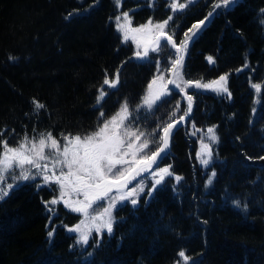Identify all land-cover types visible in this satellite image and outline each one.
<instances>
[{
	"label": "trees",
	"instance_id": "obj_1",
	"mask_svg": "<svg viewBox=\"0 0 264 264\" xmlns=\"http://www.w3.org/2000/svg\"><path fill=\"white\" fill-rule=\"evenodd\" d=\"M181 2L187 7L174 11L168 0H0V141L51 133L63 144L61 134L91 133L105 118L96 107L101 91V111L118 113L127 101L128 124L147 133L183 113L178 95L150 111L143 106L157 61L167 76L176 51L168 44L136 58L117 29L125 12L133 26L171 16L165 30L177 44L212 12L179 70L202 84L226 75L231 93L191 94V121L218 133L211 163H195L189 128L179 127L165 160L173 175L137 206L120 205L113 232L85 249L66 230L79 215L61 204L52 214L46 208L49 188L25 182L11 190L0 200V264H184L180 251L187 264H264V0L215 11L220 0ZM117 70L116 86L104 85Z\"/></svg>",
	"mask_w": 264,
	"mask_h": 264
},
{
	"label": "snow or ice",
	"instance_id": "obj_2",
	"mask_svg": "<svg viewBox=\"0 0 264 264\" xmlns=\"http://www.w3.org/2000/svg\"><path fill=\"white\" fill-rule=\"evenodd\" d=\"M191 2L192 0H189V3ZM117 3H119V0H117ZM232 3H235V0H220L219 3L214 5L213 11L221 6H229ZM185 7H187L185 3H177L176 0H173L171 4V8L174 11L177 9L183 10ZM212 15L213 13L210 12L203 20L192 24L188 31L184 33V39L179 44L174 40V34L165 31L169 21L172 19L171 16L155 24L149 20L147 24L139 27H131L127 12L123 13V22H121L120 16L115 18L117 29L122 33L123 42L131 39L138 49L143 43V51L134 53L136 58L147 59L149 57V43L154 45L151 49L154 52L158 51L162 46L167 47L168 44H171L176 51V58L171 60L170 67L164 69L165 71H170L175 79H169L165 83L163 75L154 78L147 86L148 95L143 98V106L151 110L163 96L171 94L173 90L168 89L167 85L169 84L175 85V88L181 92L185 91L183 85L189 87L194 85L197 89H207L214 85L216 86L214 90L231 95L227 87L226 75H221L210 84H202L200 80H184L182 72L179 70L183 65V56L180 55L181 50L187 51L189 41L197 35L201 25H204L205 21ZM189 33L192 35L190 36ZM208 60L211 63L213 58L208 57ZM157 71H162L160 61H157ZM118 73L119 70H117L115 80L110 81L106 77L103 81L104 85L115 87L119 82ZM253 87L257 90L261 88L260 85H253ZM106 94L101 91L100 96L97 98L98 104H100ZM187 101V110L178 120L167 123L162 130H160V125L158 124L157 129L147 134L140 129L133 131L128 125L124 124L128 116L117 113L111 119L104 120L98 126V129L91 133L83 135L61 134L62 140L65 142L63 144L53 137L51 133H41L38 141L25 135L23 140L15 146H10L7 141H0V144H2V149H0V200L7 197L11 190L19 187L22 181H34L37 177H40L45 184L55 183L59 186L60 199L63 200L66 207L77 213L84 214L83 220L77 225L68 228L70 232L79 234L78 244H88L93 230L96 233H100L104 229L107 233H112L114 223L113 209L117 207L118 203H122L144 192L143 184H138L129 189V185L133 181L145 173L158 177L154 180L151 189L146 193L151 195V192L155 191L157 186L165 181L166 177L173 175L170 165L168 167H159V162L168 155L167 149L170 147L171 136L177 124L192 112L193 96L188 95ZM35 107L42 109L45 106L36 103ZM177 109H179V101L177 102ZM121 112L128 113L127 101L122 106ZM128 114L130 115V113ZM104 115V112L101 111L100 116L104 117ZM174 115L175 113H173ZM122 127L123 131L120 130ZM207 132L210 134V140L215 141L217 139L213 128H208ZM142 137L146 138L141 140ZM152 145H156L154 150L146 151ZM46 147L49 149L48 152H45ZM197 155L201 158L204 165H208L212 155L209 145L203 144L202 151L197 153ZM33 169H35V172H33ZM57 170H59L58 173ZM212 175L215 176V173ZM175 179L179 182L182 178L176 176ZM209 183H211V178ZM126 189L127 191H125ZM114 191L118 195H110ZM70 192L82 194L83 200H64V196ZM105 199H108V206L103 208V212L91 215L89 209L98 211V208L93 206H99V203ZM130 202L136 205L138 200L132 198ZM57 203L58 200L56 198L45 202L50 214L54 210L49 205L54 206ZM236 203L239 206V202ZM244 207L246 208V205ZM53 231H49L48 235L52 236ZM178 255L183 258L184 264H187L190 260V257L184 251H180Z\"/></svg>",
	"mask_w": 264,
	"mask_h": 264
},
{
	"label": "rangeland",
	"instance_id": "obj_3",
	"mask_svg": "<svg viewBox=\"0 0 264 264\" xmlns=\"http://www.w3.org/2000/svg\"><path fill=\"white\" fill-rule=\"evenodd\" d=\"M168 1H170V3L172 4L173 3V0H168ZM236 1V0H235ZM176 2L177 3H182L181 2V0H176ZM130 19V18H129ZM131 21V20H130ZM121 22H123V17L121 18ZM158 22V21H157ZM156 21L154 22V21H152V23L153 24H155V23H157ZM147 24V23H146ZM145 25V24H144ZM131 27H135V26H132L131 25ZM166 31V30H165ZM132 41V40H131ZM133 42V41H132ZM134 43V42H133ZM135 44V43H134ZM143 47H144V45H143V43L141 44V46H140V48L138 49L137 48V51H143ZM148 47H149V50L150 51H152L151 49L154 47V45H152L151 43H149V45H148ZM185 53H186V51H184L183 49L181 50V56H185ZM164 58H166V57H164ZM160 75H163L164 76V82L166 83L167 82V80H168V78H169V76H166L165 75V73L163 72V71H160V72H156L155 74H154V78H156L157 76H160ZM159 83V82H158ZM167 87H168V89H169V86L167 85ZM216 87V86H215ZM148 95V94H147ZM158 102V101H157ZM156 102V103H157ZM121 115H126V113H122L121 112ZM127 120V119H126ZM125 120V121H126ZM125 121H124V124L125 125H128L133 131H135L136 129L131 125V124H128V123H125ZM121 131H123V127L120 129ZM215 132V131H214ZM146 134H147V132H145ZM216 135V134H215ZM190 136H191V138H192V144H193V146H196L195 147V152H197V153H200L201 151H202V148H203V144H208L209 145V147H210V149H211V153H213V146H214V141H212V140H210L209 139V136H210V134L208 133V132H206V129H200L199 127H197L195 130H194V128H193V126H191V132H190ZM146 137H142L141 138V140H143V139H145ZM23 140V139H22ZM21 140V141H22ZM21 141H16V140H13V142H16V143H12V144H9L10 146H15V145H18ZM37 141H38V139H37ZM50 143V142H49ZM49 151V149L46 147L45 148V152H48ZM146 151H150V150H146ZM196 153V154H197ZM130 158V157H129ZM204 158H207V157H204ZM197 161L198 162H200L201 164H203L202 163V160H201V158L200 157H198V155H197ZM211 161H212V155H211V159L209 160V164L211 163ZM208 164V165H209ZM204 165V164H203ZM50 167H51V165H50ZM66 170V169H65ZM58 171L59 170H57V173H58ZM33 172H35V169H33ZM50 174V173H49ZM144 176V175H143ZM156 178H158V177H153L152 175H147V176H144V177H142L141 176V178L139 177V180L138 181H136V182H134L133 184H131V185H129V189L130 188H132V187H135V186H137L138 184H143V186H144V192L143 193H140L138 196H136V197H131V198H129V200H126V201H124V202H122V203H118L117 204V207L116 208H114L113 209V217H114V211L120 206V205H124V204H126V203H131L130 202V200L132 199V198H135V199H139V197H141L143 194H145L147 191H149L148 189V186H149V184L152 182V184L154 183V180L156 179ZM38 179H41L40 177H37V179L36 180H34V181H38ZM42 180V179H41ZM29 181H32L33 182V180H29ZM43 181V180H42ZM8 182H11V181H8ZM23 182V181H22ZM43 184H45L44 182H43ZM50 185L51 186H53L54 188H56V190H57V194H56V196L54 197V198H56L57 200H58V203L56 204V205H49V207H51V208H53V210L54 211H57V209H58V205H59V203L61 202V203H63L64 204V202H63V200H61L60 199V189H59V186L57 185V184H55V183H50ZM151 187H152V185H151ZM52 190V189H51ZM125 191H127V189L125 190ZM110 195H118L115 191L112 193V194H110ZM64 200H70V201H75V200H83V195L82 194H77V193H74V192H70L69 194H67V195H65L64 196V198H63ZM108 206V199H105V200H103V201H101L100 203H99V206H97V205H94L93 207L94 208H98V211H93L92 209H89V212H90V214L91 215H97L99 212H103V208L104 207H107ZM69 208V207H68ZM48 209V208H47ZM69 210H72L71 208H69ZM53 211V212H54ZM73 211V210H72ZM75 212V211H74ZM80 215H81V218H80V220L78 221V223L81 221V220H83L84 219V214H82V213H79ZM77 223V224H78ZM89 223H90V221H89ZM77 224H75V225H77ZM74 225V226H75ZM73 227V226H72ZM105 233V232H107L106 230H104V229H102L101 230V232L100 233H96L94 230L92 231V234H91V236H90V238H89V240L91 239V237L92 236H94V234H101V233ZM76 236H77V239H78V236H79V234L78 233H76V232H73ZM100 237V236H99ZM79 244H81L82 246H85L86 244H83V243H79Z\"/></svg>",
	"mask_w": 264,
	"mask_h": 264
},
{
	"label": "bare ground",
	"instance_id": "obj_4",
	"mask_svg": "<svg viewBox=\"0 0 264 264\" xmlns=\"http://www.w3.org/2000/svg\"><path fill=\"white\" fill-rule=\"evenodd\" d=\"M106 90V89H105ZM105 97V96H104ZM96 107L99 109V112H101V110L103 109L104 105L102 103V101L100 102V104L97 103V99H96ZM104 117L107 119H111V117L117 115V113H113V112H109V111H104ZM55 190V189H54Z\"/></svg>",
	"mask_w": 264,
	"mask_h": 264
}]
</instances>
